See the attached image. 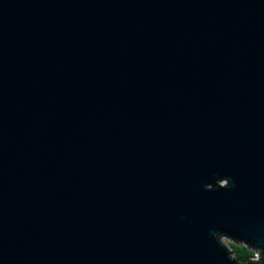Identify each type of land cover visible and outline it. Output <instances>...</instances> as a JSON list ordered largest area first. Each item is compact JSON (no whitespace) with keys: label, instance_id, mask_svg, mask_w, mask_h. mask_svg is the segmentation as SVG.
<instances>
[{"label":"water","instance_id":"obj_1","mask_svg":"<svg viewBox=\"0 0 264 264\" xmlns=\"http://www.w3.org/2000/svg\"><path fill=\"white\" fill-rule=\"evenodd\" d=\"M221 228L264 248V0H0V264H228Z\"/></svg>","mask_w":264,"mask_h":264},{"label":"clouds","instance_id":"obj_2","mask_svg":"<svg viewBox=\"0 0 264 264\" xmlns=\"http://www.w3.org/2000/svg\"><path fill=\"white\" fill-rule=\"evenodd\" d=\"M232 187L230 178L218 177L213 183L202 185L201 190L220 193ZM230 232L231 230L221 228L210 233L216 245L224 251L228 264H264V248Z\"/></svg>","mask_w":264,"mask_h":264}]
</instances>
